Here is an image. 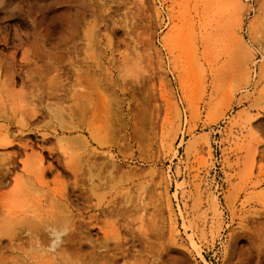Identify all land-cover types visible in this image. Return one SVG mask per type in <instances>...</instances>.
Instances as JSON below:
<instances>
[{
  "label": "rangeland",
  "instance_id": "1",
  "mask_svg": "<svg viewBox=\"0 0 264 264\" xmlns=\"http://www.w3.org/2000/svg\"><path fill=\"white\" fill-rule=\"evenodd\" d=\"M46 1L0 3V264H257L264 0Z\"/></svg>",
  "mask_w": 264,
  "mask_h": 264
},
{
  "label": "bare ground",
  "instance_id": "2",
  "mask_svg": "<svg viewBox=\"0 0 264 264\" xmlns=\"http://www.w3.org/2000/svg\"><path fill=\"white\" fill-rule=\"evenodd\" d=\"M10 3H11V8L12 10L16 11V13L20 15V12L22 11H26L25 14L30 18L31 20V23H32V28L36 31L38 29V26L41 25V22L44 20V19H39L36 15L37 12L40 13V16H41V13L42 11H45L46 10V6H47V1L46 0H30V1H20V0H8ZM263 1V0H262ZM6 0H0V3L4 5V7H7L9 5L5 4ZM261 6H260V9H262V11L264 12V2H261ZM25 16V15H23ZM26 17V16H25ZM34 31V32H35ZM34 35V34H33ZM24 38L20 37V36H17V41H18V44L21 45L22 44V41H23ZM26 39V37H25ZM5 43L7 42L4 41ZM239 52V51H238ZM238 54V53H237ZM243 56V55H242ZM244 57V56H243ZM9 59V61L7 60H4V59H1L0 58V69L3 68L4 71H5V75L6 77H8L9 79H11L12 81L15 79V78H19L21 75V69L25 68L28 66L27 63L24 62V59L23 58L21 60V64H18V66H16V62L14 60V55H12L11 58H7ZM242 60V59H241ZM244 62V61H243ZM18 67V68H17ZM19 70H17V69ZM25 80V79H24ZM22 81V80H21ZM32 116L33 117H36L35 114L31 115L30 114V117ZM2 119V117L0 116V120ZM35 120V118H34ZM5 121V120H4ZM32 122V121H31ZM30 122V123H31ZM34 123V121L32 122ZM31 123V124H32ZM26 124V123H25ZM29 125V124H28ZM32 128V127H31ZM28 130V129H27ZM71 131V129L69 130V132ZM22 132V131H21ZM30 132V131H29ZM34 132V131H33ZM31 134V133H30ZM29 135V133H28ZM33 136V135H32ZM6 146H9L12 144V142H6L5 143ZM27 146H29L30 150H33V146L31 145H24L23 148H26ZM33 152V151H32ZM15 153H13L14 155ZM17 155V154H16ZM33 155L35 156V154L33 153ZM31 160V159H30ZM29 160V161H30ZM40 160V159H39ZM32 161V160H31ZM37 162V161H36ZM17 162L15 161L14 157L12 155H9L7 157H1L0 158V186H2L4 184V182L7 180L10 172H11V169L14 168V164H16ZM51 167H49L50 169ZM37 169V168H36ZM46 173V172H45ZM69 210V209H68ZM50 227V226H49ZM84 230V229H83ZM18 235V236H17ZM44 235V234H43ZM41 234V236H43ZM20 236V233L19 231L16 232V235L15 237H18L19 238ZM17 238V239H18ZM45 238V237H44ZM252 242H251V248H253V250H255L258 255H260V261L257 263V264H264V225L263 227L257 232L255 233L252 237H251ZM16 241V240H15ZM14 241V242H15ZM41 241L44 242V239H42ZM12 242V241H10ZM17 242V241H16ZM15 242V243H16ZM0 243H2V241H0ZM19 243V242H18ZM17 244V243H16Z\"/></svg>",
  "mask_w": 264,
  "mask_h": 264
}]
</instances>
